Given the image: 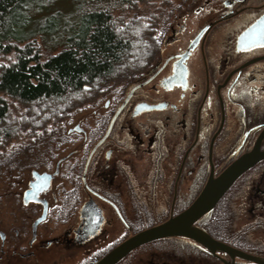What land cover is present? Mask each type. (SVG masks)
Returning a JSON list of instances; mask_svg holds the SVG:
<instances>
[{
	"label": "flooded vegetation",
	"instance_id": "flooded-vegetation-1",
	"mask_svg": "<svg viewBox=\"0 0 264 264\" xmlns=\"http://www.w3.org/2000/svg\"><path fill=\"white\" fill-rule=\"evenodd\" d=\"M185 2L180 5L183 13L191 3L195 20L182 13L178 27L175 20L164 40L159 36L158 56L144 73L124 84L116 108L93 126L77 123L68 128L44 150L42 163L32 164L29 174L16 180L9 190L10 211L19 214V221L8 227L0 222V264H93L140 230L184 210L203 188L211 164L217 175L252 147L254 140L247 147L249 136L264 126V121L250 124L264 119V0ZM109 103L105 101V108ZM205 118L219 122L208 134ZM227 119L241 120V130L230 133ZM65 146L69 151L62 154ZM263 164L241 175L207 214L233 195L232 190L236 201L245 202L238 206L230 201L229 212L237 207L240 214H253L255 207L247 206V197L259 189L253 173L264 169ZM218 166L223 167L219 172ZM189 167L196 168V174L194 169L189 176ZM34 171L50 174L46 187H41L42 180L36 182L34 187H41L37 192L31 190ZM206 215L197 227L206 225ZM249 225L251 249L234 247L264 259V237L254 236L253 221ZM172 239L206 249L183 236L165 237L132 249L116 264L139 248ZM234 264L257 263L235 258Z\"/></svg>",
	"mask_w": 264,
	"mask_h": 264
},
{
	"label": "trees",
	"instance_id": "trees-1",
	"mask_svg": "<svg viewBox=\"0 0 264 264\" xmlns=\"http://www.w3.org/2000/svg\"><path fill=\"white\" fill-rule=\"evenodd\" d=\"M138 1L0 0V145L25 127L56 125L98 101L107 86L129 83L151 66L161 50L158 32L140 16L115 13ZM12 102L21 110L16 117ZM249 226L224 241L251 249Z\"/></svg>",
	"mask_w": 264,
	"mask_h": 264
},
{
	"label": "rangeland",
	"instance_id": "rangeland-1",
	"mask_svg": "<svg viewBox=\"0 0 264 264\" xmlns=\"http://www.w3.org/2000/svg\"><path fill=\"white\" fill-rule=\"evenodd\" d=\"M186 2L185 0H139L138 3L133 8H129V10L124 9L123 6L121 8L117 7L115 13L117 16L122 15L123 18H127L130 15L142 17L145 22L152 24V28H154L155 31H159V36L161 35V39L164 40L166 32H169L170 30V25H173L175 20L178 22L176 23L177 27L179 23H181L182 17L180 15L183 13V8L180 7V5L185 6L187 4ZM189 4L191 3L188 2V7H186L188 10H186L183 15H190V19L192 20L195 16ZM155 16H157V19H155ZM156 23L157 25H155ZM138 32L139 31H136V35H140V32ZM37 41H41L40 38L39 40L37 39ZM46 43L49 42L46 41ZM136 44L137 46L139 45V40L136 41ZM165 46L166 45L163 42V48H165ZM55 50V48L50 52L44 50L43 57L57 51ZM162 52L163 56L167 53L166 51ZM9 59L12 58L9 57ZM124 84L125 83L118 81L107 86L98 101L88 102L84 106L72 110L68 117L56 125L47 123L44 128L37 126V129L35 130L26 129L28 127H25V125V129H20L12 134V139L0 145V196H3L2 198L4 199H2L3 201H1L0 205V222L2 223V226L8 227L14 223L15 220H18L19 214L17 212L11 213L10 211L13 204V198L9 194V190L13 189L12 187L15 185L16 180L20 179L24 174L28 175L30 168L33 166L32 164H36L37 162L41 164L42 162L40 159L46 156L44 150L49 148L52 143L58 142L59 139L57 140V138H59L62 133L65 135L68 128L73 127L77 123L84 128L87 126H93V121H98V117L101 119L100 116L102 114H109L113 111L116 108L117 98L120 95L121 88ZM107 100H110V103L109 106L105 108L104 103ZM10 106L13 117L18 116L19 113H21L17 103L12 102ZM94 112L97 114H94ZM240 121L241 120L227 119L225 129H231L230 133L238 130V128L240 129V125H242L239 123ZM263 121L264 119H253L250 124ZM204 123L206 134H208L213 129H216L219 122L218 119L205 118ZM96 126H99V124L97 123ZM246 131L247 127L243 128V133L241 134H245ZM224 132H226V130ZM256 135V132H253V134L249 136L247 147L252 144ZM223 144H225L224 141L219 143V146H222ZM65 148L66 149L62 154L69 151V146H65ZM199 148L200 145L197 146L195 152H198L197 150H199ZM204 152L206 153L205 148ZM193 156L195 158L196 155L194 154ZM226 159L227 156L224 157L221 163L225 162ZM194 167L197 168V166ZM194 167L188 168L187 174L189 176L191 175L192 170L196 169ZM222 168V166H218L216 167V171L219 172ZM197 169L195 172L193 171V174H196ZM145 171L146 170L143 168L142 172H140L142 173L141 175H144ZM207 173L208 167L205 168V176H207ZM253 177L254 180H260L257 192L253 191L249 195V198L247 197V206L250 207V209L252 206L255 207L253 214L245 213L238 217L239 209H236L237 207H235L234 211L229 212L231 210L229 202L236 201V197H232L235 191L232 190L230 193L233 192V195L229 194L224 197V199L218 204L216 210H213L206 216L204 220L206 225H202L201 227L203 230L222 238L231 239L236 233L239 232L241 234L239 231L240 228L244 229L245 224L249 226L248 223L253 221V223H255L254 226H256L254 228L256 230H254V236L264 237V169L261 168L256 170L253 173ZM242 202H245V199L239 198L236 201V205L239 206ZM225 206L227 209L222 212ZM247 232L248 230L245 231L244 238H246ZM231 240L234 241V239ZM182 245L183 244H181L180 240L175 239L149 244L135 250L119 264H223L213 257L207 249H200L193 244H188V246Z\"/></svg>",
	"mask_w": 264,
	"mask_h": 264
},
{
	"label": "water",
	"instance_id": "water-1",
	"mask_svg": "<svg viewBox=\"0 0 264 264\" xmlns=\"http://www.w3.org/2000/svg\"><path fill=\"white\" fill-rule=\"evenodd\" d=\"M222 123L223 118L221 119L218 129L213 134L211 143L220 131ZM75 129L80 130V127L77 125ZM263 139L264 126L255 137L252 147L232 160L217 175H214V166L212 164L210 165L208 177L203 188L184 210L176 215L170 216L161 223L140 230L116 245L93 264H116L132 249L157 239L172 236H183L197 242L223 264H234L235 258H241L257 264H264V259L254 257L234 246L218 240L195 225L201 217L215 207L222 196L241 175L258 162L264 160V148L262 147ZM210 157L211 147L209 150V158ZM33 175L36 181L33 182V189L31 190L37 192L41 187L47 186L50 174L37 173L34 171ZM41 180L43 185L41 187H34L36 182H40ZM220 253L226 254L229 259L224 258Z\"/></svg>",
	"mask_w": 264,
	"mask_h": 264
}]
</instances>
